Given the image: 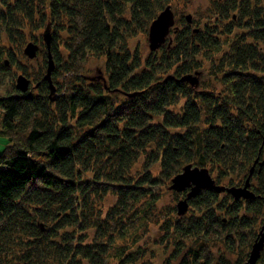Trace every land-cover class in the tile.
Returning a JSON list of instances; mask_svg holds the SVG:
<instances>
[{"label":"trees","instance_id":"1","mask_svg":"<svg viewBox=\"0 0 264 264\" xmlns=\"http://www.w3.org/2000/svg\"><path fill=\"white\" fill-rule=\"evenodd\" d=\"M170 2L0 0L1 79L12 77L15 68L30 75L20 59L25 55L17 54L27 29L55 27V39L66 27L69 38L66 59L52 45L53 94L42 73L36 94L13 84L14 93L0 95V136L8 141L0 153V264L136 263L137 249L111 250L101 238L116 231L126 239L135 224L145 223L162 188L188 164L217 171L218 185L223 174L235 173L231 186H244L255 166L250 176L255 198L202 189L188 200L185 215L175 205L163 223L164 239L173 247L168 262L213 264L212 252L205 257L212 238L238 254L232 264L248 260L259 220L264 224V51L246 38L248 44L244 38L233 43L216 66L225 85L221 97L182 81L187 74L200 75L192 73L202 67L199 57L218 48L208 28L175 27L174 43L152 51L142 64L128 39L147 32ZM249 2L220 5L219 12L229 17L230 9L238 10V25L264 42V8L259 12ZM88 53L106 57L107 76L89 85L72 80L71 91L62 93L58 77ZM47 66L44 58L41 71ZM183 99L181 113L175 108ZM143 154V171L133 178L130 170ZM158 162L161 171L154 176L151 167ZM89 172L93 175L85 177ZM109 193L117 200L102 219L94 203ZM92 229L89 243L86 231ZM217 264L231 263L222 256ZM256 264H264V248Z\"/></svg>","mask_w":264,"mask_h":264},{"label":"rangeland","instance_id":"2","mask_svg":"<svg viewBox=\"0 0 264 264\" xmlns=\"http://www.w3.org/2000/svg\"><path fill=\"white\" fill-rule=\"evenodd\" d=\"M232 1L235 3L234 0H171V2L168 5H171L172 10L175 14V27H179L180 29H183L185 27H192L193 29L200 28L202 30H206L207 28L212 31L213 38H217V49H211L207 52L206 56L202 54V56L199 57L198 62L202 65L201 68L194 70L192 73L195 74L196 71H200V75H197V78L199 80V85L194 87V90H202V91H214L218 94V96H222L224 90V83L222 80H219L222 78V74L218 71V68L216 66L219 65L220 59L222 56L229 52L231 49V46L234 42H237L239 40L238 38H244L243 41L247 39L249 43H253V45H256V48H259L260 52L264 51V42L260 39L258 41L253 40V38L247 36V31L244 30V27L241 25H238V20H242L238 17L239 11L238 10H232L229 11V17H223L219 12V6H228L231 7L230 2ZM257 1L262 7H253L254 9L261 10L264 8L263 1L255 0ZM166 8V7H165ZM250 12H253L250 11ZM160 13H158L159 15ZM264 14V12H262ZM157 15V16H158ZM191 15L193 17V23L189 24L186 20V16ZM235 15V18L232 17ZM250 16H247L243 20H248ZM264 17V16H263ZM41 21V20H40ZM50 23H48L47 26H49ZM65 25V24H64ZM63 25V26H64ZM67 26V25H66ZM53 28V27H52ZM49 29L51 31L52 35V44H51V50L52 45L54 44L58 51L62 54L63 58H67V43L69 42L68 38V32L67 28L61 29L58 31V36L53 39L54 29ZM46 28L41 27L33 32H31V29L26 30V40L23 44L21 51H18L17 54H24V49L26 48L27 44L29 42H35L40 45V48L43 50L42 53H39L37 57L30 59L28 56H20V59L22 60L23 64L26 65L28 68L30 75H26L23 72L19 71L17 68H15V73L12 77L8 76L5 79H1L0 77V95L4 94H12L14 93V85L16 88L17 84V78L19 75H25L27 79L31 80L30 82V91L32 87L33 93L36 94L38 87L37 84L40 85L42 83L41 78H43V74L47 73V69L44 70V72L41 71V64L44 62V58L46 60L48 59L46 56L47 52V45L44 40V34ZM149 28L147 32H137L135 36H132L128 39V47L131 49V52H135L138 50V53L141 57L142 64L146 62V59L148 58L149 54L152 52L149 48ZM37 37V41H34V37ZM246 38V39H245ZM79 40V38H78ZM175 40V34L169 35L167 41L165 44H168L171 41V44L174 43ZM77 41V39H76ZM246 41L245 44H248ZM212 42V40H211ZM78 42H73L72 45H76ZM70 45V43L68 44ZM162 49V48H161ZM254 50V49H253ZM160 51V49H159ZM54 56V53H53ZM75 60V63H73L72 72L62 73L58 77V82L63 85L61 92L62 93H68L71 91L70 84L73 80V83L78 80V85H89L92 82H95V80H98L97 82H100L101 78L106 75V57L103 55H93L91 53H88L87 57H79L77 60ZM74 60H71L74 62ZM48 68V66H47ZM43 73V74H42ZM183 76V75H182ZM45 80V78H44ZM39 81V82H38ZM191 86V85H190ZM192 87V86H191ZM17 89V88H16ZM51 93V92H50ZM58 94L59 92L56 91ZM53 94V93H52ZM117 94V93H113ZM115 97V95H113ZM185 102V99H183L182 103L178 107L175 108L177 111H181L182 113V107L183 103ZM178 112V113H179ZM2 115V111L0 110V117ZM207 117L204 116L203 119ZM8 143L7 139L5 137L0 136V153L5 148L6 144ZM154 148V145L150 146L148 151L152 150ZM146 154L141 155V157L138 159V161L133 165L132 169L130 170V174L133 178H136L140 175V173L143 171V167L146 162ZM161 171L160 163H155L151 167V172L154 176H158ZM213 177L217 175V171L211 172ZM93 173H85V177H91ZM224 178H222V184L226 185L227 187H230L229 183H232L234 179L236 180V174L235 173H229V174H223ZM232 179V180H230ZM236 182V181H235ZM171 183L168 185H165L161 190V199L156 203L155 208L153 212H148L149 219L145 221V223L138 222L131 228V233L129 234L126 239L120 238L117 232L115 231L114 234H111L110 232H107V235L103 238H101L102 242L106 244L108 247L114 248L122 247L124 245L130 246V249H137L139 251V256H137V262L133 264H179L181 261V258L176 261L168 262V259L170 258L173 247L168 245V240L164 239L165 231L163 229L164 227V221L167 217L174 215V206L178 205L180 200H183L184 198L178 197L176 200V195L179 194L173 190L170 189ZM117 200V197L114 194H107L103 199H97L94 203V206L97 207L99 211H101V218L104 219L109 212V210L115 205ZM142 207L141 205L139 206ZM95 215L96 212L93 211ZM154 213V215H152ZM178 214V210H177ZM100 216V215H98ZM180 216V215H179ZM262 220H259V227L262 226ZM112 229L114 226L111 227ZM85 232V231H84ZM88 236V242L91 243L93 241V237L95 236V230L92 229L91 231H86ZM113 238V241L111 242V239ZM212 242H209V247L206 251L205 257H208V252H212V255L214 256V262L213 264H217V259H220L222 256L225 258L226 261L233 263V260H235L237 253H230L225 244L221 242V239L212 238ZM134 241V242H133ZM132 244V245H131ZM246 250L244 247L242 248V252ZM86 261V260H84ZM112 264H116V261L113 260Z\"/></svg>","mask_w":264,"mask_h":264},{"label":"water","instance_id":"3","mask_svg":"<svg viewBox=\"0 0 264 264\" xmlns=\"http://www.w3.org/2000/svg\"><path fill=\"white\" fill-rule=\"evenodd\" d=\"M186 20L191 23L192 17L191 15L186 16ZM175 14L172 10L171 5H168L164 10L160 12V14L151 22L149 27V48L151 51L159 50L167 41L169 35L172 30L175 28ZM178 28L176 27V30ZM44 40L47 45L48 52V68L47 73L45 75V80L49 83L51 88V93L55 92V84L52 80V72L55 69V61L53 59V54L51 50L52 44V35L49 29L45 30ZM195 31H199V29H195ZM41 52L40 46L35 42H29L24 49V53L30 59H33L38 56ZM199 74V73H197ZM182 81L190 83L192 86H198L199 80L197 76L192 74H187L182 77ZM31 80L27 79L25 75H19L17 78L16 88L19 91L26 92L29 90ZM259 159H256L255 163L258 162ZM261 167L264 165V162H261ZM253 166L250 171V176L254 171ZM250 176L247 178L244 186H222L216 184L213 176L211 175L209 169L200 168L197 166H193L192 164H188L183 168V171L176 175L170 185V189L182 193L186 192L187 197L183 200H180L177 205L178 214L180 216L185 215L189 209L188 200L196 196L202 189H212L216 192H228L235 199H253L255 198V194L251 191V182ZM264 248V225L260 231V234L253 244L252 250L250 252L248 260L244 264H256L261 252Z\"/></svg>","mask_w":264,"mask_h":264},{"label":"flooded vegetation","instance_id":"4","mask_svg":"<svg viewBox=\"0 0 264 264\" xmlns=\"http://www.w3.org/2000/svg\"><path fill=\"white\" fill-rule=\"evenodd\" d=\"M235 1V3H237L238 5H240V6H245V2L247 1V0H234ZM263 1V6H264V0H262ZM230 2V5L233 3L232 1H229ZM249 5L251 6V7H257V8H259V7H262L257 1H255V0H250V2H249ZM234 18H235V15H234ZM248 20H250V17L249 18H247ZM192 20H193V17H192ZM41 52H42V49H41ZM40 52V53H41ZM222 186H226V185H223V184H221ZM224 192H226V191H224ZM264 225V224H263ZM263 225L261 226V228H260V230H259V234H260V231H261V229H262V227H263Z\"/></svg>","mask_w":264,"mask_h":264}]
</instances>
